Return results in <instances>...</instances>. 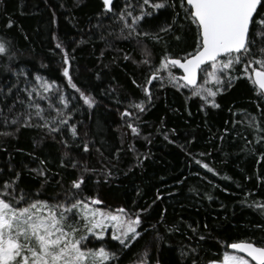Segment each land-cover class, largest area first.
Returning <instances> with one entry per match:
<instances>
[{"label": "trees", "instance_id": "1", "mask_svg": "<svg viewBox=\"0 0 264 264\" xmlns=\"http://www.w3.org/2000/svg\"><path fill=\"white\" fill-rule=\"evenodd\" d=\"M159 2L113 0L107 11L103 0H0V39L8 44L0 54V198L19 207L62 204V212L80 200L127 219L138 214L140 236L126 249L109 233L83 241L116 253L104 264H209L237 241L264 246L256 207L264 205V97L250 78L264 44L254 37L249 53L221 73L234 79L212 97L213 108L175 68H160L166 56L196 51L197 28L184 0L154 9ZM142 13L151 15L131 32L125 24ZM81 93L94 99L91 107ZM141 102L144 111L134 107ZM66 214L79 229L80 214Z\"/></svg>", "mask_w": 264, "mask_h": 264}, {"label": "snow or ice", "instance_id": "2", "mask_svg": "<svg viewBox=\"0 0 264 264\" xmlns=\"http://www.w3.org/2000/svg\"><path fill=\"white\" fill-rule=\"evenodd\" d=\"M113 0H103L104 8L107 11H112ZM149 0H144V4H148ZM190 6L188 9V16L186 17L197 28V49L190 58L186 57L181 61L180 59H169L167 56L162 58L160 68L167 69L169 65H179L183 69L184 75L181 77L186 82L185 86L191 85L194 87L193 95H200L201 91L207 93V96L215 97L218 91H221L225 86L231 87L233 77L229 76L227 80L222 75H217V60L221 54H227L230 58L225 62H220V69L227 70L234 63H239L243 54H248L250 46L256 43L254 37H259L262 44H264V13L260 12V8H264V0H187ZM154 9H162L166 7V0L153 4ZM128 15H131L129 12ZM144 15H151V13H142L141 16L133 18L132 24H125V26L135 32V25L142 19ZM121 19H124V14L121 13ZM10 26V25H9ZM256 31L253 33L252 29ZM166 31V29H161ZM131 32L129 35H131ZM144 35H149L144 33ZM154 39L159 40L160 37L154 36ZM179 39V37H177ZM57 47H61L59 44ZM8 51V44L3 39H0V54ZM261 56H264V47L259 49ZM127 59V57H126ZM206 61L212 63L213 71L208 72L215 85L218 87L215 91L211 88H204L197 85V70ZM69 58L67 54L64 56V64L67 65ZM145 63L149 61L145 60ZM251 63V61L249 62ZM260 69L254 70V83L259 86V89L264 90V59L257 61ZM63 75L69 77L68 67L63 68ZM159 69H156L148 78V83L156 78ZM251 78V77H250ZM135 82V81H134ZM54 83V82H53ZM207 83V81H206ZM72 87H76L72 84ZM51 88V84L44 82V91L47 92ZM79 91V89H77ZM149 90L145 88L147 93ZM264 96V92L260 93ZM85 103L92 106L94 99L84 96ZM213 108L219 107L215 100H208ZM31 107V105L29 106ZM37 108L36 115L40 116V106ZM134 107L144 111V103L134 105ZM126 111L122 115H128ZM43 118V117H41ZM15 123V121H13ZM66 123L61 121V124ZM25 126H32L25 120ZM46 124L39 125V127H46ZM129 127L134 133L138 129L129 124ZM59 129H49L51 132ZM7 135V133H5ZM72 135L75 137L77 132L75 126L72 128ZM89 150L87 142L84 143V151ZM67 155V153H65ZM75 167V162H73ZM205 168L208 165H204ZM37 171L38 175H43L42 170ZM88 171V169H85ZM211 171V169H209ZM83 177L72 182L73 188L79 189L83 183ZM11 187L5 183L4 188ZM10 195V194H9ZM26 197L21 195L20 201ZM16 200L15 197L12 198ZM159 199V196H157ZM83 202L77 200L68 209L57 213L55 208H64V205L59 204L50 206L45 201H33L25 207H19L12 201L0 198V264H104L105 261L116 258L115 252H109L104 247L99 249L87 248L82 246L83 241L87 238V233H93L95 236H103L104 220L98 219L95 213L89 214L85 211L84 220L86 221L84 227L86 233L80 235L78 238L76 233L78 228L73 227L66 219V213L71 211ZM258 209L264 212V205H256ZM87 209V205H85ZM46 211V215L42 212ZM123 212V209L118 210ZM112 220H117L119 217L112 216ZM140 217L137 214L135 219H127L126 227L120 235L113 236V239L118 240L123 248H128L129 245L140 236L136 230V225L140 224ZM95 229H100L96 232ZM233 250L244 252L256 264H264V246L257 247L252 242H234L230 245ZM143 264V262H141ZM216 264V262H210ZM223 264H249V261L242 255L225 254Z\"/></svg>", "mask_w": 264, "mask_h": 264}, {"label": "rangeland", "instance_id": "3", "mask_svg": "<svg viewBox=\"0 0 264 264\" xmlns=\"http://www.w3.org/2000/svg\"><path fill=\"white\" fill-rule=\"evenodd\" d=\"M228 59L229 58L221 57L220 59L217 60V75H221V73H223L225 71V70L220 69V67H219L220 62L221 61H225L226 62ZM211 71H213L212 63L208 64L205 68L202 69V71H201L202 75H201L200 81L198 83L199 86H202L204 88H211L212 89V86L215 84V82L210 77L207 76V73L211 72ZM206 81H207V83H206ZM38 84H39V86L44 88V82L39 81ZM200 95L202 97H204L206 100H211L212 99V97L207 96V93L204 92V91H201ZM97 204H98L97 202H95V203L83 202L80 206L74 208L76 213L80 214V216L78 215L77 217L78 218H83V223H82L81 227L79 228V231L76 233L77 238L80 236V233L82 235H84L86 233V228L84 227V225L86 223V221L84 220L85 211H87L89 214L95 213L96 217L98 219H103L104 220L103 235L105 233H109L110 237L113 238L114 234L115 235H120L121 232L123 231L124 227H126L127 218H125L124 215H122L121 213L104 210V209L98 207ZM85 205H87V209H85ZM62 210L63 209L60 208L59 210H55V211L57 213H60V212H62ZM41 214L42 215H46L47 213L45 211V212H42ZM112 216H117V217H119V219L112 220L111 219ZM67 217H68V214H66V219H67ZM73 220L77 222L76 219H73ZM71 221L72 220L68 219V223L69 224L71 223ZM95 231L99 232L100 229H95ZM88 235L95 236L93 233H87V236ZM93 249H97V248H93ZM226 253L229 254V255H239V254L233 253L231 251L225 252V254ZM225 254L223 255L222 260L219 261V262H216V264H223V259H224ZM245 259H247V258H245ZM248 261H249V264H253L250 260H248Z\"/></svg>", "mask_w": 264, "mask_h": 264}, {"label": "water", "instance_id": "4", "mask_svg": "<svg viewBox=\"0 0 264 264\" xmlns=\"http://www.w3.org/2000/svg\"><path fill=\"white\" fill-rule=\"evenodd\" d=\"M184 1H185L186 5H187L188 7H190V6L187 4V0H184ZM194 53H195V52H194ZM194 53H192V54H194ZM192 54L188 55L187 57L190 58V56H191ZM226 55H227V54H221V55L218 57V59H220L221 57L226 56ZM185 58H186V57H185ZM169 59H180L181 61H183L184 58L169 57ZM210 63H211L210 61H206L205 64L201 65V68L197 70V85H198V83H199V79H200V71L202 70V68H203L204 66H206V65H208V64H210ZM170 66H172L173 68H175V69L179 72V74L177 75V79H178V80H179V81L185 86L186 82L183 81V80L181 79V77H183V75H184V71H183V69L180 68L179 65H170ZM254 70H256V69H254ZM254 70L251 71V79H252L253 83H254V81H255ZM254 85L258 88V90H259L260 92H264V90L259 89V86H258L257 84L254 83ZM186 87H187V88H194V87L191 86V85H188V86H186ZM263 97H264V96H263ZM237 242H249V241H237ZM252 243H253V242H252ZM230 245H231V244H230ZM230 245H229V251H231V252H233V253H236V254H239V255H242V256H244L245 258H247L248 260H250L253 264H256V262H255V261H252L251 258L248 257L246 253H244V252H240V251H238V250H233V249L230 248ZM255 245H256V244H255ZM256 246L259 247L258 245H256Z\"/></svg>", "mask_w": 264, "mask_h": 264}]
</instances>
